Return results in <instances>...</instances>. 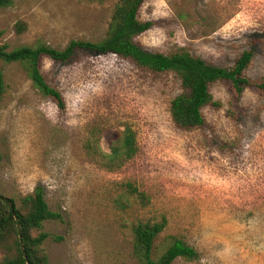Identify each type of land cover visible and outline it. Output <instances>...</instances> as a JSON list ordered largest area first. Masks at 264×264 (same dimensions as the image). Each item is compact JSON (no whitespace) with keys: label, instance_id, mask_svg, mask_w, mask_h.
I'll return each mask as SVG.
<instances>
[{"label":"rangeland","instance_id":"374dc122","mask_svg":"<svg viewBox=\"0 0 264 264\" xmlns=\"http://www.w3.org/2000/svg\"><path fill=\"white\" fill-rule=\"evenodd\" d=\"M119 0H14L0 8V44H45L106 37ZM152 27L135 39L144 50H185L231 68L245 51L254 58L245 76L264 80V0H145L139 14ZM18 23L25 26L18 34ZM47 82L65 107L44 97L20 64H4L0 104V195L20 199L37 186L59 220L44 224L49 264H139L132 229L167 226L154 255L176 236L198 257L173 264H264V93L238 95L231 82L210 87L219 106L202 112L194 130L172 121L181 93L174 73H154L113 54L78 51L68 62L41 59ZM128 125L139 152L121 169L101 162L96 144L109 143ZM104 163V162H103ZM132 184L147 197L129 193ZM2 254L0 253V262Z\"/></svg>","mask_w":264,"mask_h":264},{"label":"trees","instance_id":"16d2710c","mask_svg":"<svg viewBox=\"0 0 264 264\" xmlns=\"http://www.w3.org/2000/svg\"><path fill=\"white\" fill-rule=\"evenodd\" d=\"M145 0H119L114 9L106 37L97 42L71 41L58 50L45 44L11 48L9 44H0V62L6 65L17 63L24 67L34 87L47 98L53 99L61 109L65 107L62 94L52 87L41 71V59L49 58L65 63L78 51H89L97 55L113 54L134 62L138 67L154 73H174L181 83V93L170 104V113L174 124L181 129L194 130L205 125L202 110L207 106H219L214 100L210 87L220 81L231 82L238 95L251 86L264 93V80L252 82L245 71L254 58L252 50H245L231 68L218 67L194 56L185 50L172 55L152 53L144 50L135 39L152 27V22H143L139 18ZM14 0H0V8H9ZM21 34L25 26L18 23L15 27ZM4 31L0 30V39ZM6 93L4 74L0 69V104ZM98 139L96 148L102 165L110 171L121 169L133 160L138 152L136 132L128 125L109 143L108 151L103 149ZM131 195L145 203L147 197L132 184H127ZM44 189L37 186L32 193L20 199L0 195V264H49L43 244L49 238L44 232V224L60 219V215L51 211L45 200ZM12 204V208L8 203ZM17 219V220H16ZM167 226L165 218L157 223H139L133 229V251L139 264H173L177 259L192 261L197 259V251L179 237L171 236L167 247L158 256L154 255L155 243ZM23 245L27 260L21 249Z\"/></svg>","mask_w":264,"mask_h":264},{"label":"water","instance_id":"95a60500","mask_svg":"<svg viewBox=\"0 0 264 264\" xmlns=\"http://www.w3.org/2000/svg\"><path fill=\"white\" fill-rule=\"evenodd\" d=\"M9 204V206L12 208V204L9 202L8 203ZM17 220V219H16ZM21 249H22V251H23V253H24V257H25V259L27 260V256H26V254H25V251H24V247H23V245L21 246ZM27 264H29V261H27Z\"/></svg>","mask_w":264,"mask_h":264}]
</instances>
